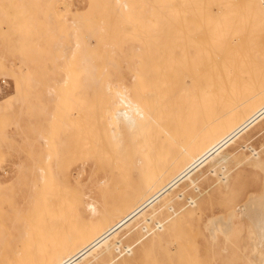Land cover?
<instances>
[{
	"label": "bare ground",
	"instance_id": "obj_1",
	"mask_svg": "<svg viewBox=\"0 0 264 264\" xmlns=\"http://www.w3.org/2000/svg\"><path fill=\"white\" fill-rule=\"evenodd\" d=\"M113 2L122 18L118 24H123L127 30L138 26L140 30L145 28L147 32H156L154 38L150 37L151 44L149 41L148 44L134 45L127 55V59L146 56L153 60L152 63L139 59L128 64L129 69L110 71L94 68L99 64L94 61L91 68H84L83 64L79 76L72 79L70 69L74 67L70 68V65L75 52L82 44L88 45L89 41H93L96 35L106 34V24L95 23L91 19L93 8L90 1L87 7L74 12L76 18L70 24L68 33L70 42L65 46L72 61H68V69L62 78L43 77L40 84L42 81L36 76L37 43H33L29 167L33 180L24 198V206L36 203L33 196L36 195V182L50 186L53 180L68 177L56 153L64 142L61 135L66 126L65 117L73 118L77 122L74 129L78 137L89 148L91 173H96L92 180L96 191L89 189L83 193L78 207L77 216L84 226L80 231H72L67 221L59 218L32 233L17 229V238L24 242L25 247H14L0 264H189L187 250L190 252L192 249L196 254L199 244L209 253L211 260L221 253L233 255L235 252L230 254V246L240 252L247 264H264V197L253 198L245 207L228 206L229 209L235 208V212L227 225L216 220V224L212 222L198 232L200 225L196 227L194 223L207 195L222 198L228 193V198H225L229 199L238 170L245 173L240 177L256 174L264 179V144L253 146L264 136V59L262 56L257 58L264 53V40L253 33L249 22L253 8L264 16V0ZM216 9L218 12L220 9L221 14ZM214 12L219 14L217 19L223 14V22L222 18L218 20L223 23V31L217 36V44L210 49L211 52L205 50V54L210 52L209 56H200L203 63L198 61L199 67L194 62V66L185 71L188 87L186 106L195 103V110L190 112L194 111L197 134L191 142L178 145L179 150H174L170 148V143L164 144L162 139L170 134L169 125L182 110H176L173 103H166L170 89V98L175 96L170 79L173 74L156 69V54L164 56L170 49L167 40L170 27L174 24L190 22L195 33L205 30L209 34V28L213 30L217 26L214 23L217 19H213L214 24L211 22L214 27L206 26L207 31L202 22L205 20L206 24V20L216 17ZM206 15L209 18L205 19ZM203 34L205 36L206 33L201 32L202 38ZM196 35L194 39H197ZM192 42L193 39L190 44ZM40 56V65L44 67L45 57ZM191 57L188 53V58ZM83 59L86 60L87 56ZM54 83H60L63 91L68 84L73 88L75 111L69 109L68 95L64 97L67 101H64V110L60 109L62 98L56 94ZM38 84L43 88L40 93L36 90ZM19 96L17 92L10 97L17 101ZM2 101L0 110L3 108ZM37 113L39 117L34 116ZM62 114L65 116L62 117ZM156 134L163 141V144L160 143L163 148L157 150L158 154ZM189 135L192 136V133ZM188 136L184 137L187 141ZM54 155L57 158H53ZM53 159L57 160V164ZM118 162H123L125 168L121 169ZM16 165L15 178L7 184L0 180V186L12 188L19 184L26 167ZM78 169L77 180L84 165ZM203 184H207L208 188L192 197V190ZM237 192L232 193V202L241 195ZM224 202L223 205L226 204ZM207 211L212 212L208 208ZM190 228H197V231Z\"/></svg>",
	"mask_w": 264,
	"mask_h": 264
},
{
	"label": "rangeland",
	"instance_id": "obj_2",
	"mask_svg": "<svg viewBox=\"0 0 264 264\" xmlns=\"http://www.w3.org/2000/svg\"><path fill=\"white\" fill-rule=\"evenodd\" d=\"M89 1L91 2L93 8L90 15L92 21L95 23L97 21L105 23L106 34H95L96 36L93 37V41H89L88 45L82 44L77 52H75V55L73 56V62H71L70 65V68L71 66L74 67V69H70V74L73 76L72 79H76L77 76H79V71L80 68L83 67V64H85L84 68H91V64L94 61L99 63L97 66H94V68L108 69L110 71L129 69L130 66L128 64H132L134 61L139 59L141 60V62L147 64L152 63L153 60L146 56L132 57L127 59V55L132 52L131 47L134 45H144L146 43L148 44L149 41V43L151 44L150 37L154 38V36H156V32L155 34L152 30H149V32H147L145 28H142L140 30L138 26L128 28L127 30V27H125L123 24H118L121 22L122 18L113 0H0V101L5 99V101H2L3 108L0 110V180L5 182L4 184L12 181L13 178H15V172L17 168L16 164H21L24 168L26 167V172L22 174V178L20 179L19 184L13 186L12 188L4 187V185L0 186V261H4V259L11 253V251H13L14 247H20L22 245L23 247H25L24 242L20 238H17V229L28 230L32 233L36 231V229L41 228L42 226H46L51 220L60 218L67 221L68 226L70 227V229H72V231L82 230L84 223L77 216L80 200L83 197V193L88 192L89 189H91L93 192L96 191V187L92 184V180H94L93 178L96 173H91L92 169L89 167L91 161L89 148L80 140V138L78 137V133L74 129L75 126L77 127V122H75L73 118L65 117L66 126H64V132L61 135L64 142L63 145L60 146L59 152L57 150L56 154H58L61 167L68 174V177H62L59 180H53L54 182L51 183L50 186H42L41 183L36 182V195H33L36 203L30 205L29 207L24 206V198L28 190H30L31 181L33 180V176L31 175V172L29 170V167L31 165L30 122L32 117V110L30 105V93L32 91L30 81V67L32 64L33 56H35L33 55V43H37L36 54H38L39 56L37 60L38 67L36 76L40 81H42L40 82V84L43 83V77H51L53 79L62 78L65 75L66 70L68 69L66 68L68 66V61L72 59L68 58L69 50L66 49L65 46L70 42L68 33L71 30L70 24L72 23L73 19L76 18L74 12L80 11L83 8L87 7ZM216 8L218 7L216 6ZM216 11L217 13L221 14L220 9L219 12L218 9H216ZM217 13L214 12L213 15L216 14V17L213 16V18H211L212 21L211 19H208L206 20V24L205 20L202 22L205 27L204 29H206V31L210 29L211 31L210 35V33L207 34L209 31L205 32L203 28L201 29L204 31V33H206L205 36L207 38L203 34V38H205L206 43L205 41H203L204 39L201 35V32L203 31L198 32V30L195 33L190 22H181V24H174L170 27V34L168 35L169 40H167V45L170 46V49L164 56H157L158 54H156V58L154 61L156 63V69L163 71L165 70L166 72H171V74H173V78H171L170 76V79L171 84H173L174 86L175 96L170 98V89L168 91L169 95L167 96V100L169 101H167L166 103L169 105L173 103L176 110H182V112H180V115H176L174 121L169 125L170 127H168V131L170 130V134L164 136L166 137V139H162L164 141V144L170 143V148L174 150H179V146L191 142L190 140L193 139V137H195V135L197 134V127H195L197 124L194 117V111L192 112V114L190 112L193 109L195 110V103L192 102V104H190L188 107L186 106L185 98L188 87L186 85L187 81L185 77V71H188V69L190 70L194 66V62H197L195 64H197V66L199 67V63H203V60L201 59L203 57L206 58L207 56H209L212 48L216 46L217 36L219 37L223 31V23L221 24V21H218L222 18L223 22V14L222 16L220 15L219 19H217L219 15H217ZM206 16L205 19L209 18L208 16ZM213 19H217V21L215 20L214 22ZM249 20V22H251L250 25L252 27L251 29L253 33L259 35V37L263 41L264 16L253 8L251 10ZM211 22H214L215 26L217 25V28L214 27V23L211 24ZM202 24L199 23L201 27H203ZM207 24H209V26ZM219 24L220 26H222L220 27ZM122 25L124 26V29L126 28V30H123ZM210 25L215 29L212 30V28H209ZM206 26L209 29H207ZM180 31H182V33ZM194 33L197 34V39H194ZM208 35H213V37H211L212 40L210 39V36L208 38ZM191 37L194 44H192L193 42L190 44L192 40ZM199 37H201V39L198 40ZM188 39L190 40V42H188ZM207 39H209V41ZM194 40H198L196 44ZM201 42L204 43L202 44ZM190 45H192L191 47L193 49L190 47ZM193 45H198V47H193ZM202 45L204 47H202ZM205 46L208 48H205ZM201 48L202 50H204V54L205 50L210 52L206 53L207 55H204ZM198 49L201 52L197 51ZM193 51L196 54H194ZM186 52L189 53L190 57L192 54H194L192 55L193 58H188V53L186 54ZM40 55H43L45 57V61L43 60L45 62L44 67L40 65ZM90 55L92 56L90 57ZM85 56H87L86 60L83 59L85 58ZM200 56L203 57L201 58ZM261 56L264 59V53H262L259 57L257 56V58H261ZM88 60H90V62ZM99 60L101 62H99ZM198 61L200 62L198 63ZM87 63H90V65ZM262 65L264 66L263 63ZM260 66L261 65H259L258 67ZM178 80H180L179 87H177L176 85ZM40 84L37 85L36 89L38 93H40V91L43 89ZM60 86V83H56L54 86L56 94L62 98L60 109L64 110V107L66 105L64 103V97L68 95V97L70 98L68 99L69 109L75 111L76 105L73 88H70L68 84L66 89L63 91L62 87ZM180 87L181 90L179 89ZM153 89H155L156 91V87ZM17 92L20 94V99L17 101L13 98L11 99L10 96L12 94H16ZM77 98L78 96H76V99ZM65 102L67 103V101ZM152 102L154 101L152 100ZM35 106L36 105H34L32 109H34ZM34 116L39 117L40 115L38 116L37 113ZM64 116L65 115L62 114V117ZM187 119H189L190 121ZM188 124L190 129L188 127ZM183 125L187 129L182 128L184 127ZM171 128L173 131L171 130ZM185 129L186 132L184 131ZM180 132L182 133L180 134ZM183 132L184 134H186L184 135ZM191 133L192 136L189 135ZM159 136V134H156V148H158L156 149V151H160L163 148L161 147L162 145H160V143L163 144V141L160 140L161 136L160 138ZM186 136L189 137L188 141L187 139H185ZM183 139H185V141ZM254 144V147H258L259 145L264 144V136L258 139ZM55 157L57 158L56 155H54L53 158ZM53 161L55 162L57 160L53 159ZM118 163L121 169L125 168L123 162ZM55 164H57V162H55ZM82 165H84V170L82 171V174H80L79 180H77L76 172ZM237 173L238 175L235 181L236 183L233 187V192L238 191L237 193H240L241 195H238L239 197L237 196V199L234 198L235 201L233 200L234 202H232L231 200L233 198L231 196L233 192H231L230 197L232 199L230 200L229 197L228 200L232 203L225 198H228V193L222 198L218 197L217 195H207V200H204V202L202 203V210L199 212V214H196L197 217H193H196L194 219L195 222L193 220L191 222L192 224L193 222L196 223V227H198V224L200 225L198 232L204 230V228H206L212 222H215L216 224V220L220 221L221 224L223 223V225H227L228 222L232 220L233 214L235 212V208L229 209L228 206L231 205V207H235V205H237L236 207H245L252 202L253 198L257 199L264 197L263 178L258 177L256 174H249L240 177V175H244L245 173L239 172V170ZM207 188V184H203L194 188L190 194L192 197L200 195ZM236 189L238 190L236 191ZM235 196L236 195H234V197ZM223 200L226 201L224 202V204L226 203L225 205L222 204ZM222 205L225 207H223ZM207 208L210 211L212 210V212L214 213H209V211H207ZM226 219L227 223H225ZM191 229L192 228H190L189 230ZM195 230L197 231V228H195ZM195 230L193 231L196 232ZM1 239L3 240L1 241ZM199 248L200 249H198V252L196 254L192 249L190 250V252H188L187 250V256L190 259L189 264H243L244 261L246 262L245 264H247L246 259H242V255L240 254V252L238 250H234V248L230 246H228L229 252L230 254L231 252H235L233 255H226L221 253L216 255L213 260L210 259L211 257H209V253H207L205 249L200 246V244ZM133 264H136V262Z\"/></svg>",
	"mask_w": 264,
	"mask_h": 264
}]
</instances>
